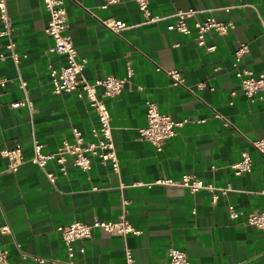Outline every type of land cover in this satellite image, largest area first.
Wrapping results in <instances>:
<instances>
[{
  "label": "crops",
  "instance_id": "obj_1",
  "mask_svg": "<svg viewBox=\"0 0 264 264\" xmlns=\"http://www.w3.org/2000/svg\"><path fill=\"white\" fill-rule=\"evenodd\" d=\"M104 1L65 4L68 31L79 56L87 59L83 75L93 81L131 71L121 93L105 98L120 172L98 157L83 170L69 157L63 173L51 159L46 170L55 174L53 182L32 161L35 140L43 152H54L65 139L74 140V127L85 141L94 140L91 130L98 116L77 92L53 91L50 65L61 66L65 57L49 50L54 39L45 31L50 13L44 1L7 2L18 63L0 18V54H6L0 76L7 78L0 88V249L8 251L9 264H126V246L134 264H168L170 247L186 250L192 264H264V229L245 219L250 212L264 211V156L252 144L264 136V91L250 100L234 65L236 49L247 43L249 50L238 66L255 74L264 70V0H147L157 21L146 19L138 0H118L107 7ZM189 8L196 11L187 19L191 32L168 29L176 20L173 13ZM209 15L234 25L225 34L206 32L200 45L194 22ZM106 18L128 26L114 32L102 23ZM171 69L181 70L186 85L173 84ZM25 97L32 108L11 106ZM147 100L174 119L189 118L160 150L139 131L147 125ZM216 111L231 125L214 117ZM17 143L25 160L12 172L1 150ZM243 150L251 153L253 166L236 174L231 164ZM184 174L231 189L214 201L208 189L192 193L180 184L158 182L180 180ZM123 198L129 200L127 218L140 233L123 236L98 227L90 237L73 241L70 255L57 227L74 220L90 223L95 217L116 220ZM229 205L243 214L232 218ZM4 225L9 232H2Z\"/></svg>",
  "mask_w": 264,
  "mask_h": 264
},
{
  "label": "built area",
  "instance_id": "obj_2",
  "mask_svg": "<svg viewBox=\"0 0 264 264\" xmlns=\"http://www.w3.org/2000/svg\"><path fill=\"white\" fill-rule=\"evenodd\" d=\"M8 1L9 0H0V18L3 20L5 26L2 34L9 37L7 47L15 62L18 63L20 61V54L16 51V44L11 35L13 25L7 12ZM43 1L50 13L45 31L54 39V44L49 50L60 53L65 57V62L61 66L55 67L50 65L53 91L56 93L61 91H75L79 97L87 99L97 113L98 125L92 128L91 131L94 140L90 141H85L81 130L74 127V140L70 141L65 139L54 152H43L42 145L35 140L34 154L31 159L46 171L49 179L53 182L56 178L55 174L46 170V164L51 159L57 162L63 173H67V161L69 157H71L74 165L83 170H88L92 165V158L98 157L102 162H110L113 169L116 172H120V161L112 132L111 114L105 98L121 93L124 83L127 81L131 71L129 70L128 75L123 77L106 75L93 81L88 80L83 75V68L87 59L79 56L73 37L68 31L69 17L65 0ZM116 1L118 0H105L102 6L107 7L109 4ZM138 5L148 21H157L159 19L158 16L150 13L147 0H138ZM226 9L228 10L229 7H226ZM195 13V9L192 8L178 9L173 13L176 20L168 24V29L190 33L191 27L187 19L195 16ZM101 21L114 32H120L128 26L125 21L116 18H106L101 19ZM261 23L264 29V18H261ZM194 25L197 31L196 39L200 45H203L205 43L206 32L213 29L219 34H225L234 23L231 20H218L214 16L209 15L203 21L195 20ZM213 48L214 46L208 47V49ZM248 50V44L241 43L235 51L234 65L236 66V75L240 78L245 95L253 101L258 93L264 91V70L255 74L251 69L238 66L239 61ZM5 58L6 54L1 53L0 60H4ZM167 72L172 78L174 85H186L181 70L171 69ZM6 81V77L0 76V88L5 85ZM99 86L103 87L102 92L98 91ZM203 86L204 83H198V88H202ZM21 87L23 89L26 88V81L24 79H21ZM22 105H27L32 108L31 101L28 97L11 103L12 107H20ZM146 106L147 125L139 128V131L145 139L149 140L160 150L166 140L176 135L178 129L189 121V118L174 119L169 113L161 112L157 103L152 100H147ZM214 117H221L224 119L225 125H231V121L218 111L214 113ZM197 121L203 122L205 119H199ZM252 144L264 156V136L253 139ZM1 155L7 158L6 169L12 172L17 171L25 160L20 143H17L12 148L2 149ZM231 166L236 174L251 171L253 166L251 153L247 150H243L240 159L232 163ZM158 182L180 184L187 187L192 193L202 188L208 189L213 192L214 201L219 193L226 195L231 189L230 187L206 183L203 179L189 174H184L180 180L164 178L158 179ZM123 186H125L124 183H121L120 187ZM261 192L264 193V190ZM128 203L129 200L123 198V211L116 220H103L99 217H95L90 223L74 220L70 223L59 225L57 230L67 245L69 254L73 255L74 253L73 241L90 237L94 229L98 227L110 233L123 236L130 232L140 233V230L136 229L127 218L126 207ZM229 213L232 218H236L242 215L243 211L237 210L234 205H229ZM245 219L247 223L264 229V211L250 212L246 215ZM1 230L6 233L9 232L10 228L8 225H4L1 227ZM80 251H84V247H81ZM7 253L8 251L6 249H0V264H9ZM168 256V264H192L184 249L170 247ZM125 257L126 264H134V257L128 246L125 248ZM36 259L40 262L44 261L43 257H36Z\"/></svg>",
  "mask_w": 264,
  "mask_h": 264
}]
</instances>
